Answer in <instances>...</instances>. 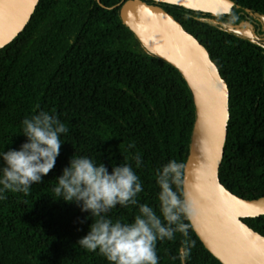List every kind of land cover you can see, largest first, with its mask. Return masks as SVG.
<instances>
[{
	"label": "trees",
	"instance_id": "1",
	"mask_svg": "<svg viewBox=\"0 0 264 264\" xmlns=\"http://www.w3.org/2000/svg\"><path fill=\"white\" fill-rule=\"evenodd\" d=\"M127 0H39L24 29L0 48V151L18 148L20 122L37 109L55 114L68 128L55 166L27 194L5 191L0 200V264H106L76 245L85 220L73 203L55 199V177L74 155L109 168L133 166L143 191L139 203L158 205L155 171L169 160L186 161L195 108L181 73L148 52L122 22ZM226 20L264 14V0H231ZM206 49L227 85V134L218 169L235 195L264 196V52L248 40L200 18L207 13L156 3ZM129 143L134 144L128 149ZM139 153L137 168L130 154ZM174 190L176 186H173ZM182 191V182L180 185ZM135 206L117 205L108 216L131 222ZM242 221L264 236V215ZM186 234L158 241V264L175 259L182 241L192 242L186 264H222L203 245L189 219Z\"/></svg>",
	"mask_w": 264,
	"mask_h": 264
},
{
	"label": "water",
	"instance_id": "2",
	"mask_svg": "<svg viewBox=\"0 0 264 264\" xmlns=\"http://www.w3.org/2000/svg\"><path fill=\"white\" fill-rule=\"evenodd\" d=\"M39 0H0V48L28 23ZM99 2V0H97ZM148 1L211 16L231 12V0H127L122 22L151 54L174 66L192 94L195 120L183 167V198L189 222L205 248L222 264H264V236L242 221L264 215V196L241 198L222 185L218 169L227 134L228 89L204 46L172 15ZM264 26V14L258 15ZM250 37L249 32L228 29Z\"/></svg>",
	"mask_w": 264,
	"mask_h": 264
},
{
	"label": "clouds",
	"instance_id": "3",
	"mask_svg": "<svg viewBox=\"0 0 264 264\" xmlns=\"http://www.w3.org/2000/svg\"><path fill=\"white\" fill-rule=\"evenodd\" d=\"M68 128L55 114L34 110L20 122L19 135L24 141L18 148L0 151V200L5 191L27 194L33 184L52 170L63 143L61 137ZM133 143L127 145L133 149ZM138 168L139 153L130 154ZM182 165L169 160L155 171L158 188L156 209L139 203L137 194L143 191L138 175L127 162L110 164L85 155H72L51 188L53 200L77 205L90 219L85 235L76 241L81 249L101 256L106 264H158L156 244L173 240L175 233L186 234L184 223L189 216L188 201L180 192ZM176 186L174 190L173 186ZM117 205L135 206L131 222L112 219L110 210ZM192 242L182 241L176 260L186 264Z\"/></svg>",
	"mask_w": 264,
	"mask_h": 264
},
{
	"label": "flooded vegetation",
	"instance_id": "4",
	"mask_svg": "<svg viewBox=\"0 0 264 264\" xmlns=\"http://www.w3.org/2000/svg\"><path fill=\"white\" fill-rule=\"evenodd\" d=\"M242 15L247 20L238 19L240 14L229 16L226 20H222V19H219L218 16H211V15L210 17H206V18L202 17L200 19L214 26L222 28L234 34L238 38L248 40L249 42L255 44L260 50H262V52H264V26L258 17V15H261V13L249 11L248 13H244ZM229 28L230 29L237 28L240 30H246L247 32H249L250 37L231 32L228 30Z\"/></svg>",
	"mask_w": 264,
	"mask_h": 264
}]
</instances>
